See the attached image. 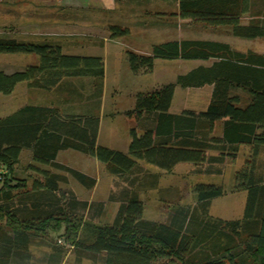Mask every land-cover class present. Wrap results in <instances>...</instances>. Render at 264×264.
I'll return each mask as SVG.
<instances>
[{
    "label": "trees",
    "instance_id": "16d2710c",
    "mask_svg": "<svg viewBox=\"0 0 264 264\" xmlns=\"http://www.w3.org/2000/svg\"><path fill=\"white\" fill-rule=\"evenodd\" d=\"M255 4L264 0H178L177 17L208 27L229 28L236 38L264 37L259 17L246 26V15L259 16ZM163 16V15H162ZM11 28L9 31H20ZM109 38L127 34L126 29L109 26ZM1 31V30H0ZM0 54L35 55L38 63L6 75L0 71V95L8 96L25 83L29 90L50 92L69 79L104 77V64L94 56L67 55L51 40L39 43L0 38ZM132 73L149 72L154 59L202 60L213 62L197 67L176 84L181 88L212 86L210 102L204 111L169 113L174 85L151 93H138L134 108L123 115L136 121L146 119L153 126L138 134L129 131L127 153L96 144L99 117L68 114L57 107L24 106L0 118V264L28 256L32 236L58 234L74 248L105 254L104 264H157L160 260L178 264H264V55L239 53L218 42L180 41L154 46L149 56L126 55ZM217 123L222 136L214 137ZM239 146H249L242 168L234 175V192H246L242 216L235 221L213 220L207 216L209 204L224 194L221 187L195 185L196 206L174 211L169 222L156 223L143 218V205L137 189L147 174L144 165L172 172L182 163L195 166L222 165L235 159ZM22 150H30L36 165L69 174L79 185L92 189L95 180L55 162L56 154L72 150L90 155L118 179L108 195L117 211L108 225L92 230V242L78 240L83 219L97 220L104 211L102 201L80 200L65 184L64 176L28 169L39 176L30 183L15 177ZM216 152V156L208 155ZM143 164V165H142ZM200 168L196 173H201ZM155 180L147 187H153ZM199 210V212H198ZM61 233V234H59ZM194 253L196 256H194Z\"/></svg>",
    "mask_w": 264,
    "mask_h": 264
},
{
    "label": "rangeland",
    "instance_id": "374dc122",
    "mask_svg": "<svg viewBox=\"0 0 264 264\" xmlns=\"http://www.w3.org/2000/svg\"><path fill=\"white\" fill-rule=\"evenodd\" d=\"M72 2H77L76 8H61L59 5H47L37 0H0V38L7 37L32 43H39L47 39L58 43L63 48H74L81 54L80 56L99 57L104 64L103 85L100 82L96 83L97 80L91 78L69 79L63 81L58 89L50 92L27 88L28 97L27 95L21 96L19 87L11 95H0V117L10 114V111L21 107L23 103L32 106L37 102L43 104L45 101H53L60 103L59 107H62L61 100H63L65 105L61 112L99 117L100 124L96 140L99 147L126 154L129 131L135 129L140 135L153 126L146 119L136 121L127 119L123 115L124 111L134 108L135 96L138 93H151L172 84L174 85V94L169 109L170 114L179 115L187 110L204 111L210 102L212 86L204 84L199 88H181L176 84V79L179 76L187 75L197 67H208L213 62L212 60L154 59L151 71L134 74L129 69L127 53L149 56L154 46L176 42V39L182 38L184 40L181 41L223 43L239 53L253 52L264 55V37L254 40L236 38L231 35L229 28L208 27L200 23L184 25V23L178 22L180 28L175 26L164 29L155 28L150 24L160 23L157 20L124 18L121 14L125 12L121 9L122 4L116 3L113 10L109 7L102 8L103 10H93L82 7L78 0H72ZM127 2L124 9L130 8L133 4L132 0ZM141 7L140 4H137L135 9ZM253 11L264 15V5L255 4ZM170 23L177 25L176 20H170ZM260 25L264 26V22ZM109 26L126 29L127 34L110 39L107 30ZM8 27L20 28L22 31L12 32L7 29ZM104 39L105 41H103ZM37 63L38 58L35 55L0 54V70L8 73L21 71L26 66ZM85 80L93 83L90 84ZM102 86L103 97L101 98L97 95L99 92L101 93ZM72 87L76 90L80 89L83 93L82 96L74 94L70 89ZM89 92H92V95ZM86 95L90 111L73 112L72 109L77 108L79 102L82 99L85 100ZM100 104H102L101 107ZM218 129L216 125L213 132L214 137H216ZM249 153L250 149L240 148L235 159H227L222 165L215 164L209 167V170L219 169L221 172L219 174L207 173L208 165L199 167L190 163H182L170 173L144 165L147 174L153 175L155 178L145 177L143 184L137 189L138 198L143 205V218L167 224L174 211L187 207L192 209L196 206L193 186L213 185L221 187L224 194L210 202L207 216L211 221L216 219L239 220L244 210L246 192L233 191L234 175L242 168L245 157ZM208 155L216 156V152H209ZM30 162L29 154L24 152L16 165V178L26 179L28 183L33 178H39L37 174L28 169ZM58 162L94 179V187L92 189L82 187L63 171L35 163L32 165L41 170L64 176L66 183L60 184V188H69L78 199L105 203L103 214L99 219L90 222L84 218L78 228L79 243L89 245L93 239L92 229L96 226L110 224L115 216L118 204L109 203L107 198L116 189L119 180L109 175L104 165L90 155L69 152L68 157L64 154L60 155ZM198 168L201 173H196ZM153 180H155V185L147 187V184ZM28 256L30 264H104L105 259L104 253L96 254L81 247H72L58 234L32 236ZM194 256H196L195 253ZM157 264H178V261L160 260Z\"/></svg>",
    "mask_w": 264,
    "mask_h": 264
},
{
    "label": "crops",
    "instance_id": "0c3cea01",
    "mask_svg": "<svg viewBox=\"0 0 264 264\" xmlns=\"http://www.w3.org/2000/svg\"><path fill=\"white\" fill-rule=\"evenodd\" d=\"M37 1H40V2H43L47 5H52V6H57L59 5L61 8H76L77 6V2H72V0H37ZM79 3L81 4L82 7H86L87 9H93V10H103L102 8H112V10L116 7L115 5H117L116 3H118V5L122 4L123 7L126 6V4L128 3L127 1L128 0H78ZM133 4L131 5L130 8L126 7V9H124L123 7H121L122 10H124L125 12H122L121 14L123 15L124 18H132V17H135L134 19H138V20H141V19H144V20H148V21H158L160 23H154L153 25L150 24L151 27H155V28H172L170 26H175V27H178L180 28V24H183L184 25L186 24H191V25H194L195 23L194 22H191L190 20H181L177 17H167V15H170V14H177L178 12V0H132ZM137 4H140V6H142L140 9H135V6ZM108 8V9H109ZM163 15V16H162ZM259 17V21L261 22L262 20H264V15H259V16H251V15H246L244 16L241 21H240V24L242 26H246L248 25L250 22H252L253 20H256V18ZM170 20H176L177 21V25H174L173 23H170ZM180 24H179V23ZM168 23V24H166ZM198 24V23H196ZM149 26V25H148ZM144 27H147L144 25ZM12 27H8L7 29H11ZM23 28V27H22ZM148 28V27H147ZM145 28V29H147ZM176 28V29H178ZM144 29V30H145ZM25 30V29H24ZM22 31V29L20 30V32ZM26 32V30H25ZM15 33V32H14ZM19 33V32H18ZM54 34V33H53ZM51 34V35H53ZM50 35V36H51ZM55 35V34H54ZM60 35H65V34H60ZM179 35V34H178ZM49 36V35H48ZM65 36H68V35H65ZM177 36V35H176ZM181 40H184L182 38H178L176 39L175 41L176 42H180ZM105 41V39L103 40ZM77 46V45H76ZM71 47H75V46H71ZM63 52L67 55H81L79 52H76L74 50V48H63ZM83 56H89V55H83ZM23 70V69H22ZM21 70V71H22ZM1 72H3L4 74L6 75H10L14 72H7V71H2L0 70ZM18 72V71H16ZM104 78V77H103ZM86 82L88 83H93L89 80H85ZM101 85H103V79L101 81H99ZM98 81L96 83H99ZM70 83V82H68ZM26 84H23L21 83L18 84L15 88V90L17 88H21V96L23 95H27L28 97V89H27V86H25ZM72 92H74V94H80V96H82V91L80 89L76 90V88H70ZM14 90V91H15ZM66 92H68V90H66ZM92 92H89L90 95ZM51 96V95H50ZM97 96H101V98L103 97V86H102V89H101V93L99 92ZM39 99L41 98L40 96L38 97ZM86 100V101H85ZM85 100L82 99L81 102H79V105L76 106L77 108H73V112H89V103H88V96L86 95V98ZM62 103V107H59L60 103H54L53 101H45V102H48V103H36L32 106H35V105H39V106H44V107H57L59 108L60 111L64 110L63 109V105H65L64 101L61 100ZM60 102V101H59ZM25 103H23V105L21 107H17L16 109H13L12 111H10L12 113L16 112L17 110H19L20 108L24 107V106H28V105H24ZM102 104H100V107H101ZM76 110V111H74ZM129 111V110H128ZM126 112V111H124ZM8 114V115H10ZM6 115V116H8ZM4 116V117H6ZM0 118H3V117H0ZM99 124H100V121H99ZM218 126V130L216 132V137L217 138H220L222 136V129H221V123H217L216 124ZM98 136V134H97ZM240 148H246V149H250L249 146H239L238 147V150ZM24 152H27L30 156V163H28V165L34 163L33 162V155L31 153L30 150H22L20 155H19V158H18V162L20 160V157L21 155L24 153ZM69 152H75V151H72V150H62V151H59L57 154H56V157H55V162L57 164H60L62 166H65L61 163L58 162V159L60 157V155L64 154V156H69ZM261 160H264V156H261L260 158ZM67 167V166H65ZM28 253H29V250H28ZM12 263L11 264H30L31 261L29 260V256H27L26 258L24 259H19V258H12Z\"/></svg>",
    "mask_w": 264,
    "mask_h": 264
}]
</instances>
